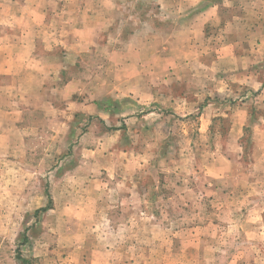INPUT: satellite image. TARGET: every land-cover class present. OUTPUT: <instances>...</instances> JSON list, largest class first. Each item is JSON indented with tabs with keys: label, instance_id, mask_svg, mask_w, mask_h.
<instances>
[{
	"label": "rangeland",
	"instance_id": "obj_1",
	"mask_svg": "<svg viewBox=\"0 0 264 264\" xmlns=\"http://www.w3.org/2000/svg\"><path fill=\"white\" fill-rule=\"evenodd\" d=\"M22 2L28 7L17 5ZM162 3L171 30L185 22V27L195 30L198 18L207 11L213 20L204 24V39L200 33L187 39V51L184 43L175 41L169 54L160 56L156 51L152 60L144 48L138 55H125L130 49L127 41L118 46L108 40L118 51L116 56L103 46L102 17H155L163 12H158ZM210 7H216L215 14ZM25 10L52 17L44 26L58 33L52 43L62 55L36 57L41 60L35 64L37 70L50 69L45 79L48 90L42 91L47 98L41 104L38 99L29 101L37 112L39 106L55 117L33 115L19 122L28 136L8 125L16 123L14 118L0 117V264H24V260L84 264L89 250L86 229L96 207L90 201L95 188L87 187L86 180L102 179V150L94 153L102 145V120L97 115L78 122L62 118L74 111L71 102L82 100L94 109L104 101L122 114L119 130L111 123L110 130L119 134L114 144L107 138L112 147L109 156L125 162L124 175L137 171L147 199L142 208L153 213L102 216V264H264V134H260L264 128V0H0V23H11ZM130 21L117 24L116 31L134 28ZM13 30L0 24V39ZM50 42L42 38L40 43L43 48ZM214 48L219 50L218 60L211 54ZM147 64L157 70L147 72ZM124 65L133 69L118 71ZM164 65L168 69L162 71ZM150 81L155 91L171 94L166 97L169 104L149 99L136 103V96L150 95L141 89L143 82ZM18 83L8 93L0 91L7 95L0 110L26 106L31 97L25 92L35 88H25L22 80ZM114 88H118L117 98L108 94ZM12 96L17 97L15 103H9ZM191 99L200 104L186 110L183 102ZM45 102H51L53 112L44 107ZM209 102L218 103L225 115L208 126L213 136L196 130L200 123L196 113ZM55 108L61 115L54 114ZM152 112L166 117L144 118L141 125L129 120ZM123 120L127 124L120 128ZM70 126L75 134L69 137ZM232 128L241 131L238 144L245 147L243 154L232 165L222 159L214 163L226 150L223 143ZM82 132L87 135L82 137ZM232 142L235 147L229 144L227 151L238 156L234 138ZM82 149L92 151L90 168L81 163L87 160ZM108 180L116 189L114 178ZM46 206L45 212L40 211ZM105 244L110 247L103 249Z\"/></svg>",
	"mask_w": 264,
	"mask_h": 264
},
{
	"label": "crops",
	"instance_id": "obj_2",
	"mask_svg": "<svg viewBox=\"0 0 264 264\" xmlns=\"http://www.w3.org/2000/svg\"><path fill=\"white\" fill-rule=\"evenodd\" d=\"M11 4H15V3H11ZM17 5H19L23 9L24 7H28V3H23V2ZM29 5L31 6L34 5L37 7L40 6V3H29ZM165 7L166 4L162 3V5L159 8L161 10H159L158 12L160 11L163 12L155 17H152L148 14L146 17L143 16L102 17V41L104 40L106 41L104 42L103 46L106 47L107 49H111L112 55L116 56L119 53L118 51L117 52L114 51V48L108 43V40H114L116 42L115 44H117L118 46L122 45L123 42L127 41L130 45V49L128 50L127 53H125V55H131V56L138 55L140 54V48H144L147 50L146 54L148 55V57H150L149 60H152L153 57L155 56L156 51H157L156 54H160V56H165L169 54L171 45L175 41L181 42L182 45L184 43V46L182 47L184 51H187L188 45L187 43H185L187 42V39L192 40L193 37L197 38L199 33L202 35V38L204 39V35H205L204 24H206L210 19L213 20L212 18L209 19L207 17L206 15L207 11L203 12L201 14V17L198 18L199 22L198 25H196L197 27H195L196 28L195 30L191 31L190 27L189 28L185 27L184 24L187 25V22H185L184 24L181 23L180 26L175 27L173 30H171L170 28H167L169 26H166L170 23L169 21L170 18L165 16L164 13ZM210 8L212 10L211 14L212 15L215 14L216 7H210ZM25 12L26 10L23 12V15L21 14L19 17H16L11 23L9 21L8 22L3 21L0 23L14 27V30L11 33L8 32L7 34H3V37H1L0 39V91H3L4 93H8L9 92L8 90H10L12 87L13 89L17 88L19 86L18 83L19 80L25 82V88L34 87L35 91L29 89L28 93L25 92L28 98L31 97L28 101L25 102L26 104L25 107L23 106L20 107L18 111H13L14 110L13 108L0 110V117L10 120L14 118L16 120V123L13 121H9L8 125H14V127L16 128L15 130H19L18 132H21L20 134L28 136L26 135V129H25L26 127L21 129V127L18 126L19 122H22L23 120H26L27 118H30L33 115L47 120H49L50 117H55L53 116V114L47 116L44 112L40 111L39 106H37L38 108V112H37L36 107H32L30 105L31 103H29V101L35 102V100L37 101L38 99V104L39 103L41 104V102L43 100H46L47 98V95H43L42 91L48 90L47 88L48 81H46L45 79L47 78L50 69H46V68L43 69L41 66L40 70L39 69L37 70L35 64L37 63L41 64L40 62L41 60H39L36 57L47 56V57L56 58L58 55H62V52L59 51L61 49H57L52 43L53 41H56L58 33L57 32L53 33L52 29L50 30L46 29V26H44V24H50V22L52 21V17L48 18L47 15L37 16L38 14L30 15L29 12L26 13ZM129 19L131 20L130 23L136 24V26L129 31L126 29V27H123L121 33L117 32L116 31L117 24L125 25ZM156 25H159V27H156ZM42 38L44 39L49 38L51 41L48 46H43V48L41 46L42 44L40 43L42 41ZM5 39L8 41L4 42ZM118 46H116V49L118 48ZM159 46H161V48H159ZM191 48H192L191 50L194 49L193 47ZM155 49H160V50H155ZM229 52L230 55L233 56L232 50H230ZM211 54L213 55V57H216L215 60H218V54H219L218 49L214 48L213 50H211ZM19 56L23 58L20 59L18 58ZM183 56L185 58V54H183ZM188 63L190 62L188 61ZM182 64L187 65L185 63ZM135 66L139 68V65H135ZM125 67H129L131 70L133 69V67L132 66L130 67V65H124V67H119L118 71L123 70ZM140 67L143 68V66ZM167 69H168L167 65H164L162 67V71ZM156 70L157 68H154V65H150V64L146 65L147 72H154ZM68 85L69 84H67V86ZM154 88L155 87L154 85L151 84V81L149 83L143 82L141 87L142 91H147L149 92L150 95L144 97L145 99L141 97L138 98L136 96L135 99L136 103L144 104L149 99L154 101L161 100L162 103H164V106H166V104H169L170 101L166 97L167 95L170 97L171 94L166 91H164L163 94H160L159 92L155 91ZM117 90L118 88H114L112 91L108 92V94L114 98H117L119 95V93H117ZM159 94H160V99L156 98ZM6 98L7 95H0V106L2 102L6 100ZM16 98L17 97L12 96L11 99L9 100V103H15L13 102V100ZM19 98L22 97L20 96ZM171 100L174 101L176 99L174 98V96H172ZM197 101H199V99H197ZM199 104L200 102L195 103L194 99H191V101L186 100L183 102V106L186 110L189 109L194 110V106ZM45 106L50 107V109L53 112V106L51 105V102H45L44 107ZM108 107L110 106H108L107 103H104V101H102V107L99 106V108L96 107L95 109L94 107L93 108L91 107L90 103H87L84 100H82L81 102H71V108L74 109V111L72 110L67 111L62 116V118L66 120H70L72 118L77 122L80 121L81 119L84 121H88L90 120L91 115H97L102 120V130H100V134H102V145L97 146L98 149L94 151L95 153V152H100V150H102V179L99 181L96 179L86 180L87 187L95 188V191L92 192L93 196H90V201L95 203L96 207L92 209L90 213V217L92 219L90 220V223H88L86 229V231L89 232V235L87 236V242L85 243V246L89 250H87V253L85 255L84 264H102V216H106V217L118 216V215L127 216L137 213H139L140 215L143 214L153 215L152 212H145L144 208H142L143 202L147 199L146 196L142 193V190L140 188V186L144 184H140L142 179L137 174V171H134V173L130 177L124 175L123 169L126 168L125 162L117 160L116 156H109L108 149H112V147L108 144L107 138L108 137L111 138L114 144L119 134V131L113 132L112 130H110V128H112L111 126L113 125L115 128L114 130H119L117 125L122 114H120V111H118V109L112 110ZM58 112H59L58 109L55 108L54 114L58 116L61 115V113ZM220 112L221 109L218 103L209 102L208 107L203 108L202 111L196 113L197 115L196 118L198 122H200L198 128L196 129L198 134L203 135L206 132L208 133L209 132L208 126L211 124V122L214 119L220 118V116H225ZM187 114H191V113H187ZM182 116L184 115L182 114ZM165 117L166 116L163 113L158 114L152 112L147 115H137L131 117L129 118V120L134 121L135 124L137 123L138 125H141L143 124L142 120L144 118L156 120L155 118L161 119ZM123 121L124 123L120 125V128H123V126L127 124L125 120ZM111 123L113 124L111 125ZM11 128H13V126ZM69 129H70V133H69V137H70L75 134L74 132L75 129L72 126H70ZM209 133L210 136H213L211 132ZM240 133L241 131H238L236 128H232L228 130L227 141L225 144L223 143V149L225 148L226 150H224L221 155L217 154L218 156L216 160H213L214 163L219 161V159H222L227 164L232 165L234 160L239 159V153L243 154L244 152L243 149H245V147L244 148L243 146L240 147V145L238 144V140L242 135ZM250 134L251 133H249V136ZM260 134H264V128L260 130ZM86 135H87L86 133L82 132V137H85ZM233 138L236 144L235 150L238 153V156L232 155L231 151H227L229 149L228 147L229 144L231 147H235L233 146V142H232ZM229 140L230 142L228 143ZM25 143L27 144V142ZM82 152L84 154L83 157H86L87 160H83L81 161V163L83 164V166L90 168L92 163L91 162L92 151L87 149L86 150L82 149ZM212 166H214V164ZM107 177L110 179L114 178V181L116 182V186H117L116 189H112L114 186V182L112 183V181L108 180ZM216 179L218 180L219 177L218 178L216 177ZM211 182H213L212 183L213 186L217 185L218 183V182L214 183L215 181L212 180ZM108 183L109 184L111 183L109 189H108ZM83 184L85 186V181ZM156 184L157 186L165 187V183L163 184L162 182H157ZM208 185L212 186L211 183H209ZM48 198L52 202L51 200L52 197L50 195H48ZM92 207L93 205L90 208ZM260 212L263 211L261 210ZM93 217L95 218L93 219ZM96 222L101 226L100 228L96 226L95 224ZM132 243L133 241L130 243L129 247L133 246ZM107 247H110V245L105 244L103 249H106Z\"/></svg>",
	"mask_w": 264,
	"mask_h": 264
},
{
	"label": "trees",
	"instance_id": "obj_3",
	"mask_svg": "<svg viewBox=\"0 0 264 264\" xmlns=\"http://www.w3.org/2000/svg\"><path fill=\"white\" fill-rule=\"evenodd\" d=\"M48 203L50 204V201H48ZM49 204H48V205H49ZM47 209H48V207L46 206V207H44L43 209H41L40 211L45 212ZM23 263H24V264H28L27 261H25V260L23 261Z\"/></svg>",
	"mask_w": 264,
	"mask_h": 264
}]
</instances>
